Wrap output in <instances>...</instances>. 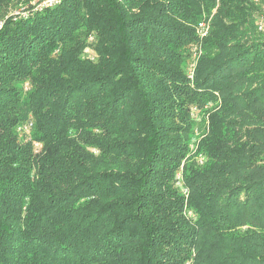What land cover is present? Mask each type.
<instances>
[{
  "label": "trees",
  "instance_id": "obj_1",
  "mask_svg": "<svg viewBox=\"0 0 264 264\" xmlns=\"http://www.w3.org/2000/svg\"><path fill=\"white\" fill-rule=\"evenodd\" d=\"M262 23L264 0H0V264H264Z\"/></svg>",
  "mask_w": 264,
  "mask_h": 264
},
{
  "label": "rangeland",
  "instance_id": "obj_2",
  "mask_svg": "<svg viewBox=\"0 0 264 264\" xmlns=\"http://www.w3.org/2000/svg\"><path fill=\"white\" fill-rule=\"evenodd\" d=\"M23 7L24 6L12 9V10H10V12L17 13L19 11H22ZM23 12H24V10H23ZM208 22L209 21H207V23ZM262 24L264 27V23H262ZM209 27H210V25H209ZM192 48H193L192 49V52H193L195 50L194 49L195 45ZM196 57H197L196 52H194L192 59H195ZM189 65L192 67V62H190ZM191 67H190V69H188V72L190 75L192 74V68ZM214 107H215V104H213L209 101L208 102L205 101L204 103L198 105L197 107H194L192 109V112H191V115L193 116V122H194V133H192V135H191L192 148L190 150L189 157L191 159L193 158V156L197 157V160H199L200 163L204 161V156L202 154H198V147H199L200 141L205 137L206 133L209 130L210 114L212 113ZM22 131H24V133H26V134H30L31 129L30 128H29V130L22 129Z\"/></svg>",
  "mask_w": 264,
  "mask_h": 264
},
{
  "label": "built area",
  "instance_id": "obj_3",
  "mask_svg": "<svg viewBox=\"0 0 264 264\" xmlns=\"http://www.w3.org/2000/svg\"><path fill=\"white\" fill-rule=\"evenodd\" d=\"M1 26V25H0ZM209 22L207 23V21L203 20L202 22H200L199 27H198V32L200 34L201 37H204L207 35L208 31H209ZM260 28H263V24L260 25ZM31 125H26L23 126L22 129L24 130H29Z\"/></svg>",
  "mask_w": 264,
  "mask_h": 264
}]
</instances>
